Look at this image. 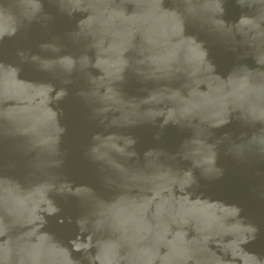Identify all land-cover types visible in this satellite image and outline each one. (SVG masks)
Masks as SVG:
<instances>
[{
  "label": "water",
  "instance_id": "1",
  "mask_svg": "<svg viewBox=\"0 0 264 264\" xmlns=\"http://www.w3.org/2000/svg\"><path fill=\"white\" fill-rule=\"evenodd\" d=\"M0 264H264V0H0Z\"/></svg>",
  "mask_w": 264,
  "mask_h": 264
},
{
  "label": "clouds",
  "instance_id": "2",
  "mask_svg": "<svg viewBox=\"0 0 264 264\" xmlns=\"http://www.w3.org/2000/svg\"><path fill=\"white\" fill-rule=\"evenodd\" d=\"M150 44H154L155 41L153 40H149ZM179 45L176 46V49L169 52L166 56H160V57H156V56H150L149 59L153 60V62L158 63L160 65H163L164 69H170L171 64L173 62L179 63ZM190 51L192 49H189ZM181 69L178 67L176 69V71H180ZM199 67H194L192 69V74L195 75V73L197 71H199ZM243 89V85L241 86V89H237L235 91H228L225 92L223 90V88H219L217 89L219 95L212 101H205V102H187L185 104V107L181 109V115L188 113L190 111H192L195 108H202V107H206L207 105H211L213 111L211 112V116L212 117H221L224 115V113L227 110L228 107V103L230 102V99L236 96H242L244 93L242 91ZM179 94L176 93L174 94L175 96H178ZM170 115L172 114L171 112L169 113ZM221 122H223L221 120ZM21 205L23 206V202H20ZM101 223H103V221H101Z\"/></svg>",
  "mask_w": 264,
  "mask_h": 264
}]
</instances>
